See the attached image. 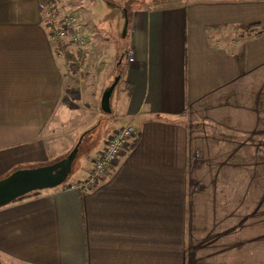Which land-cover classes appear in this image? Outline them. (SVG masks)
Masks as SVG:
<instances>
[{"label": "crops", "instance_id": "obj_1", "mask_svg": "<svg viewBox=\"0 0 264 264\" xmlns=\"http://www.w3.org/2000/svg\"><path fill=\"white\" fill-rule=\"evenodd\" d=\"M56 1L0 0V179L66 157L84 137L75 178L0 208V264H196L225 234L212 215L216 233L198 235L210 226L197 216L185 116L246 87L264 101V0L116 6L112 28L97 12L77 73L47 23ZM115 83L106 114L102 97ZM128 124L138 135L107 178L67 188L89 177L108 137Z\"/></svg>", "mask_w": 264, "mask_h": 264}, {"label": "rangeland", "instance_id": "obj_2", "mask_svg": "<svg viewBox=\"0 0 264 264\" xmlns=\"http://www.w3.org/2000/svg\"><path fill=\"white\" fill-rule=\"evenodd\" d=\"M152 1L57 0L53 9L81 20L83 34L89 41L88 49L91 38L87 32L92 30L97 12H103L100 20L112 28L113 24L107 20L116 6L127 12L131 6H146ZM175 1L165 0V3ZM64 42L75 53L70 39ZM250 90L246 87L239 93L230 91L222 98L202 103L185 116L191 136V179L197 216L208 227L213 215L221 225L217 232L225 234L221 242L204 245L196 264H264V132L254 133L259 126L264 129V101L254 100L251 95L255 91ZM256 110L262 112L259 120L253 113ZM93 125L96 120L90 126ZM101 126L104 129L106 122L102 121ZM46 165L50 164L38 163L20 169ZM73 178L71 174L66 184ZM211 226L206 231H198V235L203 238L216 233V230L211 233Z\"/></svg>", "mask_w": 264, "mask_h": 264}, {"label": "built area", "instance_id": "obj_3", "mask_svg": "<svg viewBox=\"0 0 264 264\" xmlns=\"http://www.w3.org/2000/svg\"><path fill=\"white\" fill-rule=\"evenodd\" d=\"M47 23L51 27L52 38L61 48L59 57H64L66 54L67 39L75 47V59L79 66H85L87 57V47L89 41L83 34V25L81 20L76 16L61 15L54 9L49 12ZM128 62H135V50L131 49L128 52ZM138 133L135 127L131 124L122 126L117 129L111 136L108 137L104 148L99 153L95 160L89 177L79 182H72L67 188L87 191L95 188L104 181L112 167L118 162L119 158L131 147L133 140L136 139Z\"/></svg>", "mask_w": 264, "mask_h": 264}, {"label": "water", "instance_id": "obj_4", "mask_svg": "<svg viewBox=\"0 0 264 264\" xmlns=\"http://www.w3.org/2000/svg\"><path fill=\"white\" fill-rule=\"evenodd\" d=\"M116 83L106 89L102 97L101 108L106 114L112 113L111 97ZM83 137L82 135L73 150L61 160L37 168L18 169L1 179L0 208L34 192L55 189L64 185L72 174L73 164L78 157Z\"/></svg>", "mask_w": 264, "mask_h": 264}, {"label": "trees", "instance_id": "obj_5", "mask_svg": "<svg viewBox=\"0 0 264 264\" xmlns=\"http://www.w3.org/2000/svg\"><path fill=\"white\" fill-rule=\"evenodd\" d=\"M68 60H69V63H70V70L73 72V73H77L78 70H79V63L77 62V60L75 59V57L73 56V54L70 52L68 53ZM88 132V131H87ZM79 140V139H78ZM78 142V141H77ZM77 142L75 143V145L77 144ZM75 147V146H74ZM73 150V149H72ZM71 150V151H72ZM70 177V176H69ZM69 179V178H68ZM66 184V183H65ZM64 184V185H65ZM41 194V192H34L28 196H25V197H22L18 200H16L15 202L13 203H17V202H21V201H24L26 199H29V198H33V197H38L39 195Z\"/></svg>", "mask_w": 264, "mask_h": 264}]
</instances>
